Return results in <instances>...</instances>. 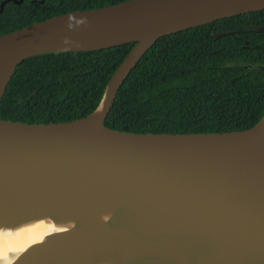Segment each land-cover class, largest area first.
I'll use <instances>...</instances> for the list:
<instances>
[{
  "label": "water",
  "instance_id": "95a60500",
  "mask_svg": "<svg viewBox=\"0 0 264 264\" xmlns=\"http://www.w3.org/2000/svg\"><path fill=\"white\" fill-rule=\"evenodd\" d=\"M22 2L3 0L0 13ZM262 10L264 0H127L0 36V101L27 58L135 44L89 115L47 124L0 119V231L57 218L98 225L18 264H264V115L223 133L105 124L123 82L159 38Z\"/></svg>",
  "mask_w": 264,
  "mask_h": 264
},
{
  "label": "trees",
  "instance_id": "16d2710c",
  "mask_svg": "<svg viewBox=\"0 0 264 264\" xmlns=\"http://www.w3.org/2000/svg\"><path fill=\"white\" fill-rule=\"evenodd\" d=\"M3 0H0V3ZM127 0H23L0 13V36L54 16ZM264 10L159 38L117 92L105 124L134 133L241 131L264 115ZM225 35L215 39L214 35ZM135 44L22 61L0 101V119L69 122L98 106L107 82Z\"/></svg>",
  "mask_w": 264,
  "mask_h": 264
},
{
  "label": "bare ground",
  "instance_id": "6f19581e",
  "mask_svg": "<svg viewBox=\"0 0 264 264\" xmlns=\"http://www.w3.org/2000/svg\"><path fill=\"white\" fill-rule=\"evenodd\" d=\"M97 226L82 220L57 218L0 231V264H18L44 244L68 240Z\"/></svg>",
  "mask_w": 264,
  "mask_h": 264
}]
</instances>
